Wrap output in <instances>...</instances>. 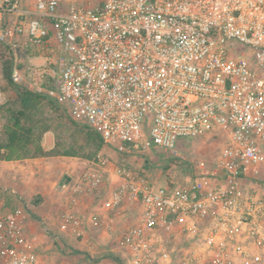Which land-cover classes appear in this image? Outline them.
<instances>
[{"label":"built area","instance_id":"obj_1","mask_svg":"<svg viewBox=\"0 0 264 264\" xmlns=\"http://www.w3.org/2000/svg\"><path fill=\"white\" fill-rule=\"evenodd\" d=\"M0 44L15 55V83L123 155L172 154L179 139L217 130L227 138L215 166L181 185L114 164L120 182L102 208L141 207L117 238L127 264L173 262L177 234L191 243L181 264H264V187L246 183L264 176V0H0ZM20 53L45 61L28 71ZM111 163L99 153L70 187L61 227L77 238L87 227L115 233L114 216L79 207ZM24 219L22 207L0 213V264H47Z\"/></svg>","mask_w":264,"mask_h":264},{"label":"rangeland","instance_id":"obj_2","mask_svg":"<svg viewBox=\"0 0 264 264\" xmlns=\"http://www.w3.org/2000/svg\"><path fill=\"white\" fill-rule=\"evenodd\" d=\"M77 3H90L92 0H74ZM3 47L0 44V56ZM7 57V58H6ZM5 58L11 59L13 68L14 53H5ZM21 60L20 67L25 70L34 69L41 66L45 59L34 54H19ZM21 87L31 91L27 84H19ZM0 87L4 90L7 100L0 111V144L6 147L0 149V162L4 160L18 161V171L11 177L6 170L0 168V198L7 201L6 207L13 211L14 208L22 207L25 214L24 232L35 246L38 256L47 264H86L88 256L85 251L80 249V240L70 230L61 227V214L65 210L63 204L69 198V191L62 187L59 180H63V165L56 158L76 157L77 161L83 162L81 165L74 163L72 158L68 159V165L63 168H69L72 171L80 172L89 168L90 162L95 160L99 153H104L103 148L96 150L94 142L87 141L83 134H75L73 131L72 119L67 110L57 105L60 110H55L46 102H40L31 123L37 135L42 133L46 125H50V130L42 134L40 144L45 150L52 149L55 145L60 149L73 144L75 140L84 146L77 149L75 155H55L41 156L28 155L18 156L23 152L17 150L13 152V157L7 159L12 154L8 148V130L12 126V115L21 108L18 93L14 88L7 85L4 65L0 60ZM33 92V91H31ZM41 95V94H39ZM45 96V95H43ZM35 113V114H36ZM79 124V123H78ZM85 126L84 124H79ZM50 135V145L46 144V135ZM45 141V145H44ZM227 142V138L222 131L217 130L193 139L181 138L176 145V151L162 152L151 150L146 153L136 155H123L118 152L114 146L106 145V155L115 161V164H125L135 172L146 173L151 179L161 185H181L193 176L194 171L201 165L205 167H214L217 158L220 155L222 147ZM36 143V142H35ZM77 143L76 146H79ZM36 145V144H35ZM34 150V145L32 146ZM32 153V152H31ZM179 153V155H178ZM85 162V163H84ZM82 172L80 174H82ZM60 173L62 175L60 176ZM76 173V174H77ZM252 185L264 187V176L251 180ZM14 190V191H13ZM48 216L51 218L49 219ZM121 233V232H120ZM115 232L108 237V233H94L89 239V246L96 251H102V254L109 258L118 257L124 264H127V255L124 250L119 249L117 238L120 235ZM103 236L108 238L107 241ZM174 260L172 264H181L179 259L187 252L188 247L178 241L170 245ZM93 252V251H92ZM94 252V259L99 261L104 257H97ZM91 254V251H90ZM99 254V255H102ZM116 263V261H115ZM117 264V263H116Z\"/></svg>","mask_w":264,"mask_h":264},{"label":"crops","instance_id":"obj_3","mask_svg":"<svg viewBox=\"0 0 264 264\" xmlns=\"http://www.w3.org/2000/svg\"><path fill=\"white\" fill-rule=\"evenodd\" d=\"M50 135H46V144L48 148H51V146H49L51 143H50ZM44 145H45V141H44ZM106 146V145H105ZM105 146L103 147L102 151L104 153L102 154H105L106 155V148ZM69 158H72V160L74 161V163H78V164H82L83 162H80V161H77V159L79 158H76V157H60V158H56L55 160L56 161H59L60 160V163H62L63 167L67 166L68 165V159ZM112 159V158H111ZM85 163V162H84ZM114 164H115V161L112 159V163L110 164L109 166V170L108 172L106 173L105 175V179H104V182L101 186V189L99 192H95L93 194H89V195H86V196H81L80 197V205L79 207L88 212V213H98L100 215H102L103 217H106L108 215H111V216H114L115 217V232H122L124 231L128 226L132 225L133 223L136 222L137 220V217L139 216L140 212H141V207H140V204L135 202V203H127L126 205L122 206L118 211L116 212H113V211H106L102 208V203L104 200H106L109 195H110V192L115 189L117 187V185L119 184L120 182V179L119 177L114 173L113 171V167H114ZM18 165V161L16 160H4V161H1L0 162V168L1 170L3 169L4 171L6 170V172L8 174H11L10 176L12 177L15 172L18 171V168L16 167ZM92 166V162H90V166L89 168ZM62 167V171H63V174H64V177L63 180H59L61 185L63 183H68V188H66L68 191H69V198L65 201V203L63 204L64 208L63 209H66L68 207V203H69V199H70V196H71V185L77 181L80 176H81V172H75V171H72L70 170L69 168H63ZM87 170V169H86ZM84 170V171H86ZM83 171V172H84ZM82 172V173H83ZM77 173V174H76ZM62 175V173H60V176ZM251 180L252 179H247L246 180V183L252 185L251 183ZM2 183L0 182V185ZM162 184V183H161ZM1 187V186H0ZM63 187V186H62ZM14 191V190H13ZM7 205V201L0 198V213L4 214L8 211H10L9 208L6 207ZM16 209V208H14ZM48 218L50 219L51 217L48 216ZM108 233V237L113 234V233H110L108 232L107 230L103 229V228H93V227H87L86 229V235L82 238H79L80 240H78L80 243L79 247L80 249H87L89 251H85V253H87V256H88V262H86V264H116L115 263V260L112 259V258H109L107 257L106 255L102 254V251H96V250H93L91 248H95V247H91L89 246V239L91 237V235L94 233ZM103 239L105 241L108 240V238H106L105 236H103ZM180 242L182 243L185 247L187 246L189 248L190 244L188 241H186V239H184L183 237H179L178 238V234L176 236V238L173 240V242ZM185 242V243H184ZM117 250H120L117 249ZM90 251H91V254H90ZM93 251V252H92ZM94 252L98 255L97 257H104V259L102 260H96L94 259ZM99 254H102V255H99ZM123 255V259L125 257L124 254ZM174 260V259H173ZM123 263H124V260H123ZM159 264H172L170 261H160Z\"/></svg>","mask_w":264,"mask_h":264},{"label":"trees","instance_id":"obj_4","mask_svg":"<svg viewBox=\"0 0 264 264\" xmlns=\"http://www.w3.org/2000/svg\"><path fill=\"white\" fill-rule=\"evenodd\" d=\"M3 47V45L1 44ZM5 50L3 48L2 55L0 56V60L2 61V64L4 65V71L6 76L7 85L14 88V90L18 93L21 108L16 110L15 113L12 115V127L8 130V148L11 150L10 155L7 156V159H11L13 157V152H16L17 150H21L23 153L19 154L18 156H35V155H41V156H55V155H75L78 153L77 149H82L84 146L80 145L78 143V140H75L73 144L69 145L66 148L60 149L56 145L49 150L43 149V147L40 144V138L42 134L50 130V125H46L42 129V133L40 135H37L35 132L34 126L31 124L34 121L35 115H37L36 110L42 101L48 102L52 108L55 110H60L59 107L53 99L48 98L47 96L39 95L35 92H31L27 90L26 88L21 87L19 84L15 83L11 79V71H12V65H11V59L5 58ZM5 105V104H4ZM2 105L0 107V111L4 107ZM61 106V105H60ZM36 113V114H35ZM73 124L74 132L75 134H83L86 137L87 141L94 142L96 146V150L103 148L105 146V143L103 142L102 138L100 137L99 133H97L95 130L90 128L89 126L85 125H79L74 120L71 121ZM36 142V143H35ZM77 143L79 146H76ZM36 144V145H35ZM34 145V150L32 146ZM6 147L5 145L0 144V149ZM77 147V149L75 148ZM32 152V153H31ZM144 175H147L146 173H142ZM151 178V177H150ZM172 185V184H171ZM113 259L116 261L117 264H124L121 259L118 257H113Z\"/></svg>","mask_w":264,"mask_h":264}]
</instances>
